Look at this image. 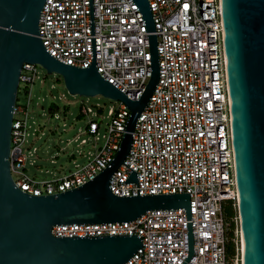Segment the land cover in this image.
I'll list each match as a JSON object with an SVG mask.
<instances>
[{"label":"built area","instance_id":"1","mask_svg":"<svg viewBox=\"0 0 264 264\" xmlns=\"http://www.w3.org/2000/svg\"><path fill=\"white\" fill-rule=\"evenodd\" d=\"M156 36L159 78L136 119L130 149L109 178V191L118 197L189 193L193 255L187 264H243V253L223 205L238 215L231 111L228 96L224 30L220 0H147ZM95 64L98 74L132 101L139 100L150 78L148 38L133 0H92ZM38 38L58 62L85 69L90 66L89 0H45L39 14ZM37 77V65L23 64V92ZM17 91V93H18ZM17 99V95H16ZM119 102V101H118ZM89 117L81 133L101 147L87 162L59 179L35 181L25 172L23 146L38 128L26 108L13 106L9 169L16 188L31 196L74 189L99 174L119 149L126 106L110 108L100 135L99 109L82 107ZM32 132L30 133V130ZM80 144H87L81 139ZM35 148H33V152ZM127 167H126V166ZM136 183H124L131 170ZM233 218V219H234ZM232 219V221H233ZM54 237L136 235L139 248L124 264H181L188 254L184 209L154 210L131 222L69 224L51 229ZM234 244L229 255L226 247Z\"/></svg>","mask_w":264,"mask_h":264},{"label":"water","instance_id":"2","mask_svg":"<svg viewBox=\"0 0 264 264\" xmlns=\"http://www.w3.org/2000/svg\"><path fill=\"white\" fill-rule=\"evenodd\" d=\"M44 2L0 0V264H124L139 248L142 250L136 235L54 237L51 229L131 222L146 212L169 209H184L186 213L188 254L181 264H187L193 255L189 193L138 196L137 190V196L118 197L109 191V178L123 164L136 119L159 78L156 36L147 0H133L144 23L150 57V78L136 101L96 70L92 0V59L85 69L62 64L44 49L38 38ZM220 6L243 264H264V0H220ZM23 64L38 65L46 74L60 76L72 96H102L122 102L129 111L114 159L74 189L31 196L13 183L8 158ZM124 183L137 185V174L131 170Z\"/></svg>","mask_w":264,"mask_h":264},{"label":"rangeland","instance_id":"3","mask_svg":"<svg viewBox=\"0 0 264 264\" xmlns=\"http://www.w3.org/2000/svg\"><path fill=\"white\" fill-rule=\"evenodd\" d=\"M23 86V83L19 86L17 104L26 108L29 123H34L31 124L32 129L38 128L37 133L33 136L30 134L23 146L24 154L27 156L24 172L35 181L62 178L74 170L75 164L84 165L88 160V153H93L95 148L103 144L101 136L94 141L91 136L81 133L89 117H78L80 109L82 107L99 109L96 119L102 117L100 135H103L105 124L109 122L107 112L110 108L116 109L119 102L102 96H72L64 88L60 76L46 74L38 65L37 77L31 86L26 85L30 91L29 102L23 92ZM81 139H87V144H80ZM233 223V235L239 244L238 219L234 218Z\"/></svg>","mask_w":264,"mask_h":264},{"label":"trees","instance_id":"4","mask_svg":"<svg viewBox=\"0 0 264 264\" xmlns=\"http://www.w3.org/2000/svg\"><path fill=\"white\" fill-rule=\"evenodd\" d=\"M81 115H78V117H80ZM223 212H224V215H225V218L227 221H231L230 223V232H229V237L232 238L234 235H233V229H234V223L232 221V219L236 216V212L235 210L232 208L231 206V203L230 202H226L224 205H223ZM226 250H227V253L229 255H232L234 253V244L232 242H229L227 244V247H226Z\"/></svg>","mask_w":264,"mask_h":264},{"label":"bare ground","instance_id":"5","mask_svg":"<svg viewBox=\"0 0 264 264\" xmlns=\"http://www.w3.org/2000/svg\"><path fill=\"white\" fill-rule=\"evenodd\" d=\"M240 243H241V249H242V253H243V241H242V237H240Z\"/></svg>","mask_w":264,"mask_h":264}]
</instances>
